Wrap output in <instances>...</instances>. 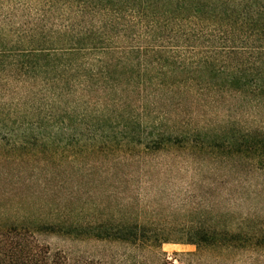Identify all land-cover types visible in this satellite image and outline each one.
I'll list each match as a JSON object with an SVG mask.
<instances>
[{"label": "trees", "instance_id": "1", "mask_svg": "<svg viewBox=\"0 0 264 264\" xmlns=\"http://www.w3.org/2000/svg\"><path fill=\"white\" fill-rule=\"evenodd\" d=\"M229 99L264 110V0H0V137L15 152L44 153L49 146L41 144L65 135H103L149 156L188 140L187 130L167 128L190 122L171 110ZM219 146L264 170L263 128L233 129L207 148ZM102 213L47 223L9 220L0 210V264H168L165 228ZM236 230L191 223L177 240L196 247L186 264L209 250L219 263L264 250L256 225ZM45 235L124 251L74 261L41 241Z\"/></svg>", "mask_w": 264, "mask_h": 264}, {"label": "rangeland", "instance_id": "2", "mask_svg": "<svg viewBox=\"0 0 264 264\" xmlns=\"http://www.w3.org/2000/svg\"><path fill=\"white\" fill-rule=\"evenodd\" d=\"M232 101L171 110L190 122H169L167 128L187 130L183 138L188 140L149 156L136 153L139 149L130 153L126 144L115 147L103 135H80L72 141L60 136L40 145L49 150H33L27 156L10 148L13 141L0 137V210L9 220L47 223L60 215L98 218L103 210L104 218L142 217L165 228L172 240L161 247L168 264H186L185 255L196 252L195 246L177 241L191 223L234 231L245 223L264 231V170L255 171L250 160L229 157L221 146L207 148L229 138L233 129H264V110L255 114ZM56 144L54 152L51 146ZM41 241L70 253L74 261L109 260L124 251L118 244L61 235H45ZM218 255L206 251L204 259L193 264H264V250L230 253L220 256V263L215 261Z\"/></svg>", "mask_w": 264, "mask_h": 264}]
</instances>
